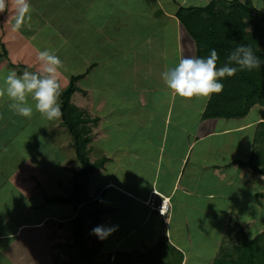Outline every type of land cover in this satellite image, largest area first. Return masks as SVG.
I'll return each instance as SVG.
<instances>
[{"label": "crops", "instance_id": "crops-1", "mask_svg": "<svg viewBox=\"0 0 264 264\" xmlns=\"http://www.w3.org/2000/svg\"><path fill=\"white\" fill-rule=\"evenodd\" d=\"M211 1L29 0L32 19L15 32L12 30L15 9L11 3L5 13L0 14V64L4 68L33 72L31 66L40 63L38 51L49 49L62 57L63 68L59 73L67 81L72 77L63 74L64 64L68 65L63 59L74 60V65L78 66H74L72 75H83L79 80V91L84 92V98L88 97L85 103L89 105L93 100L95 105H101V109L95 108L94 112L101 115L105 109L108 114L100 116V121L107 127L113 125L124 130L130 136L124 143H137L132 148L127 145L113 146L110 150L96 149L108 161L104 169L91 177L90 197L102 196L106 211L101 226L106 228L103 220L112 216V212L119 214L116 230L106 239H99L103 261L120 252L146 253L164 242L183 254V264H189L187 255H200L207 233V241L213 242L214 248H220L222 234L227 231L231 218L237 219L240 207L236 205V199L257 209L264 207V175L254 173L250 167L239 166V162H247L254 153L253 135L264 123V108L261 116L253 121L246 120L249 114L244 118L206 120L203 115L210 96L202 97V107L186 116L183 102L191 106V99L184 100L176 95L162 79L161 74L176 66L182 57H196L195 42L188 34L186 36L176 16L179 8L206 6ZM258 10L262 11L261 8ZM78 48L82 49L81 53ZM98 48H103L102 55L106 56L103 60L110 61H107L110 64L106 69L103 63L101 68V62L84 52ZM64 49H69L70 53L63 52ZM19 59L29 66L19 68L21 64H14V60L21 63ZM90 78L93 85L83 83ZM95 92L105 95L108 92L114 98L96 99L93 97ZM116 100L118 104L114 106ZM176 107L179 117L174 122ZM188 117L194 121L190 125L192 128L184 125L183 119ZM132 127L140 130L147 127L146 135H141L143 131L134 135L130 130ZM111 137L105 127L101 131L99 127L92 142L106 140L110 143ZM214 139L220 140L218 146L213 143ZM200 145L206 149L208 146L207 151L202 150L206 156L200 153L194 156ZM262 148L264 150V142ZM230 150L234 151L233 155L224 154ZM260 160L255 161L256 166L264 167V155ZM206 168H210L211 173L203 180ZM45 184L46 181L41 186ZM231 184L239 185L237 196L230 199L234 204L223 206L222 200H226V196L222 195V187H232ZM255 186L258 189L255 190ZM244 189L252 192L247 196L240 195L242 191L247 192ZM109 191L119 194L121 200L114 203L106 198ZM153 197L156 205L161 199H169L171 210L165 217L147 204ZM243 209H240L242 214ZM75 215L72 208L65 217L47 215L36 222H19L14 233H0V241L20 238L26 229L43 230L49 221L61 223ZM240 216V223H249L245 221L246 217L243 221ZM212 224L213 227L218 224L219 242L215 240L217 235L205 232ZM3 251L0 253L7 256Z\"/></svg>", "mask_w": 264, "mask_h": 264}, {"label": "rangeland", "instance_id": "rangeland-1", "mask_svg": "<svg viewBox=\"0 0 264 264\" xmlns=\"http://www.w3.org/2000/svg\"><path fill=\"white\" fill-rule=\"evenodd\" d=\"M250 1H252L256 9L261 8L264 13V0ZM184 31L187 36L188 32L186 30ZM77 50L80 53L82 52V49L78 48ZM96 51H99L101 54L96 53ZM63 52L70 53L69 49H64ZM84 52H86L87 56L89 55L101 62V68H103L101 65L102 63L105 69L109 66L108 64L110 63H107V61H110L103 60L104 57H106L102 55L104 52L103 48L88 49L84 50ZM59 58L62 59L61 56H59ZM75 58L78 60L77 57ZM63 60L68 64H64L63 74H69L70 77H73L74 75L72 74L74 73V66L78 65H74V60L70 61L66 58H64ZM89 60L90 59L87 57L88 62ZM19 61H21V63H17L14 60V64H21V67H17L26 68L27 66H29L26 61L21 59H19L18 62ZM0 62L2 61L0 60ZM91 66L93 65L91 64ZM39 67L40 63L37 66H31V69H33L31 71L36 72L39 70ZM8 71L9 69L4 68V65L0 64V87L3 86V78L6 76ZM15 71H18V75H20L19 73L24 72L21 69H17ZM70 80L71 78L66 81L65 78L59 73L58 82L60 84V89H62V92L67 90L68 86L70 85ZM83 83H89L90 85H93V80L92 78H90V80L88 79ZM76 87L78 89L73 95L71 103L73 105H76L79 110L77 111V113L72 115V120L78 121L79 123L83 122L77 127L80 130H82V128L84 129V127L86 130H89V134L91 135L92 140L93 138H96L97 133H99V127L100 131L103 127H105L109 135L112 136L110 143H108L106 140L99 143H94V141H91L90 145H88L86 153L93 162L96 161L97 158L98 160L103 159V157L100 156V153L96 152L97 148L110 150L113 146L114 148H117L125 147L128 145L132 148L137 145V143L135 142L133 145L130 143H124L128 142V137H130L124 130H119L113 125L107 127L104 123H102L100 121V116L107 115L108 111L104 109L102 112L103 114L101 115L97 112L95 113L94 109L97 108L98 110H100L101 105H95L93 100L89 103V105L86 104L85 100H87L88 97L84 98V92L79 91V82L76 83ZM106 93L107 95L102 92H95L93 93V97H96V99L114 98L113 94H108V92ZM115 98L118 97L116 96ZM28 99L29 103L33 104L34 106V101L31 100V97H29ZM183 99L187 100L185 98ZM201 100L202 97L191 98V106H187V103L183 102V104L185 105V109H183V112L186 111V116L192 115L193 111H195L196 108L202 107L200 103ZM59 102L61 104L60 98ZM9 103L10 101L7 97L0 98V233H14L19 222L32 223L42 219L47 215L51 218H57L58 216H68L69 212L72 211V207L64 206V204H58L56 202H48L47 198L48 196H66L64 188L69 186L74 171L79 170V161L77 155L74 152V148H69V145L73 141L72 136L69 134L67 127L64 125L62 116L57 120L49 121L34 110L31 118H24L11 111L8 107ZM117 104V100L115 103L113 102L114 106ZM150 105L152 104L150 103ZM192 107L194 108L192 109ZM177 110L178 108L176 107V110H174L173 112L174 122L178 120L179 117L177 116ZM251 110L252 111L246 118L247 121H253L257 119L258 116H261L260 114L262 106H254V108H252ZM137 114L140 113L137 112ZM182 114L183 113H181L180 115ZM75 115H78V118ZM115 115L116 112L113 113V116ZM183 121L185 122L184 125H186L187 128H192L190 127V125L194 124V121L192 119H189L188 117V119H183ZM141 129L142 130L137 129V127H132V129L130 130L133 131L134 135L142 131L143 133H141V135H146L144 131L147 129V127ZM258 130L260 129H255V134L253 135L254 142ZM219 141L220 140L218 139H214L213 143L218 146ZM207 149L205 147L202 148V145L198 146L194 151V156H196L198 153L206 156L207 153H205L204 151H207ZM224 154L230 156L234 154V151L230 150L229 153ZM99 156L102 158H100ZM209 173H211L210 168L204 169L202 179H206L209 176ZM45 181L46 184L44 185V187L41 186V184H43V182ZM94 181L95 183H98L96 180ZM230 186H232L233 188L227 185H224L222 187V195L224 197L226 196V200H222L223 206H226L227 204H234V202H232L230 199L237 194V187L239 185L236 186L231 184ZM256 189H258V187L255 186V190ZM244 190H247V192L242 191L240 195L247 196L249 192H252L248 191L249 189ZM108 193L109 195H106L105 197L109 198V200H111L112 202L115 203L121 200V196L114 191H109ZM45 195H47L46 201ZM235 203L240 207L237 211V219H239L240 216H238V214H240L241 212L240 209L244 208V214H242L241 212L240 217L243 221L244 217H246L245 221H249V223H241L247 234L250 236H257L260 233H264V207L257 209V207H252L249 203H245L244 201L239 202V199H236ZM243 203L245 204L241 206L240 204ZM149 207L152 208V205H150ZM111 215L112 216L103 220L105 222L106 228H113L117 224L116 216L119 214L112 212ZM254 216H257V218H255ZM234 219V217L231 218L230 223ZM59 224L60 223L56 222V220L49 221L47 227H45L46 229H26L24 230L23 235L20 238L17 237L11 240L0 241V250H4L3 252H6L7 254V256H4L0 253V264H65L69 260L72 261L75 256L73 251H70L64 246H61L62 244H67V238L65 236V233H60V229H58ZM217 227L218 224L215 227H213L212 224L211 229L206 230L205 232L207 233L210 231L212 232L210 233L211 235L213 233L214 235H217L215 240L219 242L218 233L220 231L219 229L217 230ZM229 227L230 224L228 226V229ZM225 233L222 234L223 238ZM208 235L209 233H207L205 236L206 238L203 242L204 245L200 252V255H190V257L187 255V257L190 259L189 264H214V262L216 261L215 259H219L217 258V255H213L215 253L218 254V249L220 248H214L213 242L207 241ZM222 245L223 242H221V246ZM114 256H107L104 259L105 261L102 260L104 258L102 257L100 259L101 264H109V259L110 263H112Z\"/></svg>", "mask_w": 264, "mask_h": 264}, {"label": "trees", "instance_id": "trees-1", "mask_svg": "<svg viewBox=\"0 0 264 264\" xmlns=\"http://www.w3.org/2000/svg\"><path fill=\"white\" fill-rule=\"evenodd\" d=\"M176 16L195 42L196 57L206 58L210 50L215 48L220 57L217 62L219 68L227 63L228 54L237 45H251L262 62L257 69H245L233 77L222 79L223 91L211 95L204 119L244 118L254 106L264 107V13L256 9L250 0H212L206 6L181 7ZM82 78L83 75L73 76L67 90L62 92L60 89L62 119L72 136L69 148H74L79 170L74 171L69 186L64 188L66 196L48 197L47 201L70 205L76 213L72 219L61 222L58 227L67 238V244L60 245L75 254L73 260L66 264H101L100 238L93 234V229L101 226L106 210L102 196L94 199L90 197V180L104 169L108 159L93 162L87 156V147L92 141L89 130L85 127L80 130L77 126L83 122L72 120V115L79 109L71 101L78 89L76 83ZM75 116L78 118V115ZM260 126L262 128L255 136L252 157L247 162H239V166L250 167L254 173L264 175V167L255 164L264 155V123ZM222 242L217 255L219 259H215L214 264H264V233L250 238L238 219L230 223ZM183 261L182 253L169 243L162 242L146 253H117L112 263L109 259V264H183Z\"/></svg>", "mask_w": 264, "mask_h": 264}, {"label": "clouds", "instance_id": "clouds-1", "mask_svg": "<svg viewBox=\"0 0 264 264\" xmlns=\"http://www.w3.org/2000/svg\"><path fill=\"white\" fill-rule=\"evenodd\" d=\"M9 3L15 9L12 30L19 31L32 19L31 4L29 0H0V14L5 13ZM7 20L8 18L6 22ZM219 58L215 48L210 50V55L206 58L182 57L176 66L161 74L162 79L181 98L210 97L223 91L224 84L220 81L225 77H233L238 71L245 69H257L262 63L251 45H237L228 54L227 63L218 68ZM38 60L40 67L36 72L24 71L22 75H18L15 70H9L0 87V98L7 97L10 101L9 109L21 117L31 118L35 110L49 121L57 120L63 115L58 82L63 62L49 49L38 51ZM29 97L34 101V106L29 103ZM115 230V227L97 226L93 229V234L103 240Z\"/></svg>", "mask_w": 264, "mask_h": 264}, {"label": "built area", "instance_id": "built-area-1", "mask_svg": "<svg viewBox=\"0 0 264 264\" xmlns=\"http://www.w3.org/2000/svg\"><path fill=\"white\" fill-rule=\"evenodd\" d=\"M148 205H152L155 211L159 213L160 216L165 217L171 210V204L169 199H161L160 204L156 205L155 198L147 202Z\"/></svg>", "mask_w": 264, "mask_h": 264}]
</instances>
